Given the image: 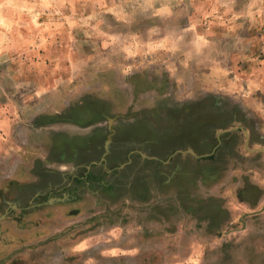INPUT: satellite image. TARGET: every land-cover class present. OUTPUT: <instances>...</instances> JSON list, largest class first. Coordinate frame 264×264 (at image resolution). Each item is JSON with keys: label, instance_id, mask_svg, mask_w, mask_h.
Listing matches in <instances>:
<instances>
[{"label": "rangeland", "instance_id": "1", "mask_svg": "<svg viewBox=\"0 0 264 264\" xmlns=\"http://www.w3.org/2000/svg\"><path fill=\"white\" fill-rule=\"evenodd\" d=\"M250 4L0 0V264H46L60 244L66 264L257 263L264 205L239 207L264 188ZM81 138L115 169L42 194L62 181L46 160Z\"/></svg>", "mask_w": 264, "mask_h": 264}, {"label": "crops", "instance_id": "2", "mask_svg": "<svg viewBox=\"0 0 264 264\" xmlns=\"http://www.w3.org/2000/svg\"><path fill=\"white\" fill-rule=\"evenodd\" d=\"M253 1V5L250 4V7H254L256 9H253L255 11V13L253 14V17H256L257 15H263L264 13V0H252ZM258 2V4H257ZM250 3V2H249ZM257 4V5H256ZM257 10V11H256ZM260 18H262L261 16H259ZM257 22V20H255ZM249 27L246 28V32L248 29V37L245 38L244 37V42L249 43L248 46H250L249 48L252 49L251 47L253 46L254 49L259 50L262 46L261 44V29L262 27H258L255 26V24H252V26L248 25ZM255 58L253 57V61L255 64H259L262 65L263 67H258L255 72L252 75V81H254L256 79V81H264V57H260L259 54L258 55H254ZM98 135V134H97ZM99 138H101V136H99ZM84 139L81 138L79 140V144L78 140L76 138V143L75 142H68L66 144V153L65 155H62L61 158L58 157H52L50 158V160H46V169H49L48 171H51L53 174L57 175L59 178H61V183L57 184V185H51L49 186V188L47 190H44L45 192L42 193V191H39V194H37L36 196H40L42 194H57L58 192L64 191L66 190V192L72 188H74L75 186L72 187V183L74 180L78 181L80 178H84V177H88V173L92 171L93 166L97 165V167H99V162H103L104 166L106 168H108V171H113L115 168H111V167H116L115 164L111 165V162L114 161V156H111V154L108 155L106 153H103L102 155H100V153L94 156L92 155L89 158H86L85 156L88 157V155L90 154H84L86 152L88 153H92L94 151V148L92 147V145L87 143H84ZM90 143V142H89ZM97 145V150L100 151V143L96 144ZM95 145V146H96ZM107 156V157H106ZM126 156V154H125ZM85 170H87V172H85ZM11 177H13V173L11 172L10 174ZM10 176L8 175L9 179ZM7 177V178H8ZM15 177V176H14ZM2 178L0 177V180ZM13 179L11 178L10 181H12ZM16 181V180H14ZM261 195L262 197L259 200H256L255 202L253 201H248L247 198H243L240 199L241 203L239 205L240 210L243 211L242 213H247L246 210L248 211H252L255 209H260L262 207V205H264V188H261ZM240 196V195H239ZM241 196H243V194L241 193ZM56 196H51L49 201L52 200H57L55 198ZM240 198V197H239ZM237 205V204H236ZM264 207V206H263ZM20 208H24L22 206H20ZM238 209V208H237ZM259 213V212H258ZM233 217L236 219L238 217L239 212L237 210L232 211ZM260 214H264V211L261 212ZM264 224V222H263ZM11 227V234L12 236H6L8 239H12L14 237H17L14 234V230H17L16 226L14 224H10ZM3 232H4V227H3ZM27 232V231H26ZM5 237V236H4ZM24 237H29V236H24ZM264 241V240H263ZM262 242V241H260ZM259 242V243H260ZM60 248L57 249V251L55 250H50L48 254H46L45 258H46V264H66L67 263V258H69L71 255L68 251V248L63 247L62 244H60ZM1 246V244H0ZM255 251V250H254ZM9 254H4L1 257L4 258V261L7 259V256ZM73 255V254H72ZM12 256V255H11ZM84 255L80 253H77L75 256V261L73 264H78V261L80 260L79 257L83 258ZM21 257H23V259H27L26 254H21ZM253 257L257 259V263L255 264H264V246L260 245V247L253 253Z\"/></svg>", "mask_w": 264, "mask_h": 264}, {"label": "trees", "instance_id": "3", "mask_svg": "<svg viewBox=\"0 0 264 264\" xmlns=\"http://www.w3.org/2000/svg\"><path fill=\"white\" fill-rule=\"evenodd\" d=\"M85 172H87V170H85Z\"/></svg>", "mask_w": 264, "mask_h": 264}]
</instances>
